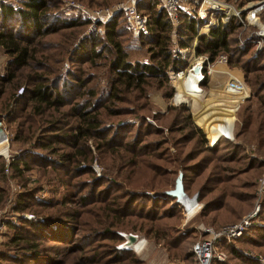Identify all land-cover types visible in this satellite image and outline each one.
I'll list each match as a JSON object with an SVG mask.
<instances>
[{
  "label": "rangeland",
  "instance_id": "374dc122",
  "mask_svg": "<svg viewBox=\"0 0 264 264\" xmlns=\"http://www.w3.org/2000/svg\"><path fill=\"white\" fill-rule=\"evenodd\" d=\"M62 1V10L61 8L60 10L64 16L68 18L80 16L78 12L69 9V6L66 5L68 0ZM69 1L82 3L90 8H97L93 6H111L121 0ZM228 2L237 8L243 7L242 9H244L248 6L249 1L228 0ZM241 2L243 3L240 4ZM160 6L161 0H158L156 7L160 8ZM248 12L246 8L241 17L244 19ZM259 18L264 22V11L260 13ZM9 24L17 28L14 21L7 25ZM119 28L121 33L118 39L128 54L127 59L129 61L149 60L147 51L149 39L147 37L142 39L132 37L122 22L119 24ZM87 29L88 24H81L74 28L48 34L43 37V42L39 48L42 49L43 57H47L46 63L56 71V73H50L51 78L57 75L71 82L73 75L90 77L88 86H94L97 92L99 94L102 92V97H105L113 73L109 71L107 64L108 59L111 58V54L107 51L109 46L103 39V42L94 48L101 54L97 57L94 56L91 52L93 45L91 46L87 38L84 42V37L95 35V33L88 34ZM252 29L251 26L244 29L242 27V30L241 28L237 30L238 33H233L232 37L237 35V37L242 38L246 36L248 30L251 31ZM70 32L74 33L72 37L68 34ZM96 35L103 37V34ZM171 35L176 38V33L173 35L171 32ZM66 38H69L68 51L61 52L62 42ZM246 41L253 45L252 51L256 52L254 44L250 40ZM171 48L184 61L185 68L187 60L192 59L191 53L185 51L183 55L173 43ZM181 49L183 48L181 47ZM39 54L41 53L39 52ZM245 57L243 56L241 61L245 60ZM227 58L228 56H226ZM7 60V55L0 47V74L5 71ZM259 63H264V60ZM226 64L214 63L215 66L213 65V70L208 73L205 84L199 83L201 93L191 99L185 97L187 102L175 99L174 94L178 93L176 84L180 82L175 81L174 84L170 82V70L166 87H161L158 83L150 84L146 86L145 97L133 98L132 94H129L128 100L110 102L108 106L114 112L106 114L109 110L104 109L105 113L102 112V114L105 115L101 116L102 127L110 129L115 142L119 143L113 144L112 147L109 146V148H115L116 153H112L104 141L96 140V143L100 144L99 149L95 148L93 141H88L92 149L90 166L93 171L92 174H82L76 178V181L81 179L88 183L89 181L92 182L96 176L103 177L102 183L97 182L101 185L95 187L96 196L97 193L101 194L97 191L106 190L109 187L106 190L108 196L111 199L116 197V200L121 205L123 204L124 209L131 213L124 219L127 223L125 227L130 229L117 231L124 237V240L116 242V247L121 249L126 234L136 235L137 239L144 241L142 251L137 253L132 247L127 249L135 257L141 259L144 264H197L191 255V245L194 240L202 237L203 227L216 229L238 218L240 221L255 210L256 214L250 226L241 235L243 237L233 243L234 247L239 250V252L237 251L238 256L228 251L231 247L217 242L216 252L224 255V259L217 262H223L222 264H254V262L247 263L248 258V260L256 261L258 264H264V231L261 230L264 228V188L259 189V180L264 176V142L258 144V138L263 137L264 132H261L259 136L255 132L258 126V122H255L256 100L253 99L250 102L245 100L251 92L247 77L250 79L252 74L250 73L245 78L243 69L239 67L240 63L231 66ZM235 78L243 83L242 91L247 96L243 97L238 104L235 115L231 114L226 118L229 108L224 113L220 102L226 101L225 103H227L231 93L240 91L237 88L233 92L225 89ZM63 84H61L62 87ZM212 92L217 96L214 95L215 99H213ZM260 94L264 95V89ZM208 99L209 104L207 105L212 115L211 123L213 125L201 122L205 126L218 129L224 133V136L232 135L233 139L230 140L236 142L234 135L236 123L243 124L245 145L232 156L226 150L225 145H212L204 129L196 123L195 118L199 119L196 114L202 110V103ZM3 102L4 100H0V127L3 131V136L0 138L4 139L6 145L0 148V189L4 192L2 199H0V249L5 248L3 243L9 239L12 232L11 225L20 219H25L23 218L24 213L33 214V219H36L42 217V213L49 210L36 204H30L26 210H16V207L19 206L20 196L38 184V171L40 169L37 165L41 164V159L37 158L33 161L28 158L30 169L24 170L22 173L11 167L10 162L23 154L24 149L32 150L28 154L30 157L35 156V151L28 145H21L11 140L14 123H9L10 114L3 109ZM249 112H253L251 114L253 118L251 126L247 123ZM186 115L189 117L187 118ZM197 130H200L204 135L206 143L201 141L200 133ZM110 132L109 136H111ZM138 141L140 143H137ZM207 147H213V150H209ZM223 157H226L227 160L225 161ZM179 169L183 172V190L194 205L193 207L192 204H189V216L183 202H176L175 197L165 193L174 188L175 177ZM40 185L41 187L36 192L35 197L45 200L59 196L58 193L52 194L49 184H45V181H42ZM59 189L61 190V188ZM86 189L82 193L86 192ZM207 201L212 202V204L209 209L202 212L208 203ZM193 209L195 212L191 215ZM138 213H150L149 216L151 218L153 216L154 220L147 221L140 218L137 216ZM141 222L145 223L142 230L131 229L132 225H138ZM146 227H151V233H145L148 229ZM80 233L78 231L75 237L78 238ZM100 242L101 247L98 246L97 249H103L105 244H114L108 240H101ZM49 245L54 248L59 247L60 251H63L65 247L64 243L51 241ZM81 254L76 252L74 255L79 256ZM240 256L244 259L241 260Z\"/></svg>",
  "mask_w": 264,
  "mask_h": 264
},
{
  "label": "trees",
  "instance_id": "16d2710c",
  "mask_svg": "<svg viewBox=\"0 0 264 264\" xmlns=\"http://www.w3.org/2000/svg\"><path fill=\"white\" fill-rule=\"evenodd\" d=\"M157 2L158 0L137 2V10L147 16L146 30L137 38L149 39L147 50L149 60L127 59L128 54L118 39L121 33L119 24L122 22L126 28L121 13L116 14L106 23L103 37L96 34L84 37V42L87 38L91 46L93 45L91 52L96 57L101 54L100 51L94 50L97 44H101L105 39V43L109 46L107 51L111 54V58L108 59L107 64L109 71L113 73L106 95L102 97V92L99 94L94 86H88L90 77L73 75L71 82L56 74V77L53 75L54 77L51 78L50 73L56 71L46 63L47 57H43L42 49L39 48L44 36L81 24L85 25L88 23L87 19L79 15L77 18L64 16L61 12L62 0H0V47L8 57L5 71L0 74V100H4L3 109L10 114L9 123H14L11 140L21 145H28L35 151H33L35 156L30 157L28 154L32 150L24 149V153L12 160L10 165L22 173L30 169L28 158L33 161L37 158L41 159V164L37 165L40 169L38 184L20 196L16 210H26L30 204L49 209L39 217L42 220L20 219L11 225L12 232L9 239L3 243L5 248L0 249V264H144L127 248L116 247V242L124 240L117 231L130 229L125 227L127 223L124 219L131 213L124 209L123 204L121 205L116 197L111 199L108 196L106 190L109 187L97 191L101 194L97 193L96 196L95 187L101 185L103 177L96 176L88 183L81 179L76 181V178L82 174H92L93 169L90 166L92 149L88 144L89 140L93 141L95 148L98 149L100 144L96 143V140L104 141L108 148L113 144H119L115 142L110 129L102 127L101 116L105 115L102 114L105 113L104 109L109 110L106 114L114 112L108 104L128 100L129 94H132L133 98L145 97L146 86L150 84L158 83L161 87H166L169 70L171 68L179 70L185 66L176 51H172L171 44L173 43L177 48L190 45L203 21L181 12L174 38L165 11L161 6L156 7ZM12 21L16 23L17 28L7 25ZM240 28L242 30L239 19L233 17L227 24L211 29L208 34L197 38L195 54L206 55L210 62L220 54H225L228 56L229 66L240 63L239 67L243 69L245 78L252 74L250 79L247 77L251 92L245 100L246 102L256 100L255 122H258V126L255 132L259 136L264 132V95L260 94L264 89V63H259L264 60V46L256 53L252 51L253 45L246 41V36L232 37V34L238 33L237 30ZM68 34L70 37L74 35L73 32ZM69 38L62 42L61 52L68 51ZM39 52L41 54L38 55ZM243 56H246V59L241 61ZM203 75L204 80L201 85H204L208 78L205 70ZM61 80L63 82H60ZM62 83H64L63 87ZM212 95L216 96L214 92ZM245 95L226 118L231 114L235 115V110ZM212 102L214 105L213 100ZM252 113L249 112L247 117L249 126L253 122ZM186 117L188 118L189 115ZM195 120L202 126L211 144L225 145L231 156L236 154L239 148L244 147L242 123H236L234 132L236 142H232L216 129L205 126L197 118ZM109 132L111 136L108 135ZM197 132L200 133L201 141L206 143L200 130ZM263 142L264 136L258 138V144ZM207 148L213 150V147ZM109 150L116 153L115 148ZM223 159L227 160L226 157ZM42 181L49 184L52 194L58 193L59 196L45 200L35 197ZM85 188H87L86 192L82 193ZM3 193L0 189V199ZM211 204L212 202L206 203L202 212L209 209ZM149 214L138 213L137 216L147 221L154 220ZM238 220L239 218L225 224ZM144 227L145 223L141 222L132 225L131 229L142 230ZM146 228L148 229L145 233H151V227ZM261 230L264 231V228ZM78 231L81 233L76 238ZM242 237L232 239L230 242L222 239L219 243L231 247L228 251L237 255L239 250L233 243ZM101 240H108L114 244H105L103 249H97L98 246L101 247ZM50 241L64 243L63 251H60L59 247H51ZM192 245L191 255L195 260ZM76 252L82 254L75 256ZM53 255L60 257L56 258ZM240 258L244 259L242 256ZM248 262L257 263L247 258ZM222 263L214 261L211 264Z\"/></svg>",
  "mask_w": 264,
  "mask_h": 264
},
{
  "label": "built area",
  "instance_id": "2783aa9c",
  "mask_svg": "<svg viewBox=\"0 0 264 264\" xmlns=\"http://www.w3.org/2000/svg\"><path fill=\"white\" fill-rule=\"evenodd\" d=\"M138 1L139 0H121L111 6L90 8L82 3L68 0L66 5L69 6V9L78 12L81 17L88 20V34H103L106 23L116 14L121 13L125 19L127 30L132 37L137 38L146 30L147 24V16L137 10ZM161 7L164 9L172 26L173 35L179 25V14L181 12H185L203 21L202 25L198 28L197 34L192 43L188 46L182 47L183 49H178L183 55L185 51H189L192 55V59L187 60V66L184 69H170L169 79L173 84L175 83V78L177 76L185 79L187 77V71L199 60L205 61L204 70L207 75L213 70L215 66L214 63H227L226 56L222 54H220L213 62H210L206 55H198L196 57L195 47L198 37L208 34L213 28L227 24L233 17L239 19L243 29L247 26L253 28L251 31H247L246 39L254 44L256 53L264 46V22L259 18L260 13L264 11V0H250L246 7L249 12L244 16V19L241 15L246 8H237L227 0H161ZM241 41L242 43L244 42L242 39ZM173 86L175 87V85ZM174 96H176V93ZM246 96L247 94L244 98ZM7 169L8 168L6 167V170ZM263 188L264 176L259 180V189L262 190ZM183 206L186 210V206L184 204ZM255 214L256 210L247 214L238 222L227 224L216 229L212 227H203L202 237L197 239L192 245V251L195 254L196 262L198 264H211L214 261H222L224 255L216 252L217 242L222 239L230 241L240 237L250 226ZM23 218L33 219L34 216L33 214L24 213ZM39 220H42V218H39ZM121 248H123V245Z\"/></svg>",
  "mask_w": 264,
  "mask_h": 264
},
{
  "label": "bare ground",
  "instance_id": "6f19581e",
  "mask_svg": "<svg viewBox=\"0 0 264 264\" xmlns=\"http://www.w3.org/2000/svg\"><path fill=\"white\" fill-rule=\"evenodd\" d=\"M197 77L198 76L197 75H194V74H189L185 79L184 78H180V77L177 76L175 78V81H179L180 83H177L176 84L177 85V88H178V93H176V96H175L176 98L175 99H177L178 101H184V102L186 101L187 102V99L185 97H187L188 99H191L192 97L197 96V94H200L201 92H200V88H199V85H198V78ZM243 87H244L243 83L238 78L233 79V81L230 84H228V86L225 87L226 91H232L233 92V91L236 90V88L239 89L240 91L239 92L237 91L235 93H231L232 95L229 96L227 103H225L226 101L225 102L224 101L223 102H220V103H222L221 109H222V111L224 113H225V111L228 108H229L228 109V112L232 111L234 109L233 107L235 105H237V103L239 102V100L241 99V97L244 95V93L242 91ZM218 99H219V96H218ZM207 104H209V99L206 102L202 103V105H203L202 106V110L199 111V112H197L196 115L198 116V118L200 119V121H202V122H204L206 124H209V125H213V123H211L212 122V115H211L210 109L208 108V105ZM216 130L218 132H220L218 129H216ZM222 134H224V133H222ZM226 137L229 138V139H233L232 135H229V136L226 135ZM5 145L6 144L4 142V139L3 138H0V148L1 147H4ZM192 203H193L192 201H188V200H184L183 201V204L187 208L186 209L187 210L186 211L187 212V215L189 213V209H188L189 208V204H192ZM192 206L194 207L193 204H192ZM194 212H195V209H193L191 211V215ZM143 244H144V241L143 240L137 239L131 247L137 253H140L142 251Z\"/></svg>",
  "mask_w": 264,
  "mask_h": 264
},
{
  "label": "water",
  "instance_id": "95a60500",
  "mask_svg": "<svg viewBox=\"0 0 264 264\" xmlns=\"http://www.w3.org/2000/svg\"><path fill=\"white\" fill-rule=\"evenodd\" d=\"M204 64L205 61L204 60H199L197 63H195L188 71H187V76L189 74H194L197 75L198 77V84L201 83L204 80V75H203V71H204ZM0 136H3V131L2 128L0 127ZM166 194L173 196L176 198V202H183L184 200H188V201H192L190 200L187 195L185 194L184 190H183V172L181 169L178 170L177 175L175 177V185L174 188L166 191ZM137 240V236L132 234V233H128L125 235V241L123 243V248H129L131 247L134 242Z\"/></svg>",
  "mask_w": 264,
  "mask_h": 264
},
{
  "label": "crops",
  "instance_id": "0c3cea01",
  "mask_svg": "<svg viewBox=\"0 0 264 264\" xmlns=\"http://www.w3.org/2000/svg\"><path fill=\"white\" fill-rule=\"evenodd\" d=\"M235 106H236V105H235ZM235 106H234V107H235Z\"/></svg>",
  "mask_w": 264,
  "mask_h": 264
}]
</instances>
